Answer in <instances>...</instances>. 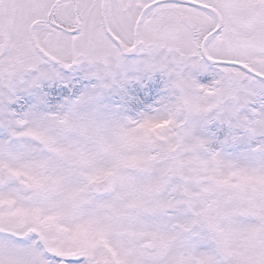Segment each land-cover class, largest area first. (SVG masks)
I'll return each mask as SVG.
<instances>
[{"label":"snow or ice","instance_id":"obj_1","mask_svg":"<svg viewBox=\"0 0 264 264\" xmlns=\"http://www.w3.org/2000/svg\"><path fill=\"white\" fill-rule=\"evenodd\" d=\"M0 264H264V0H0Z\"/></svg>","mask_w":264,"mask_h":264}]
</instances>
